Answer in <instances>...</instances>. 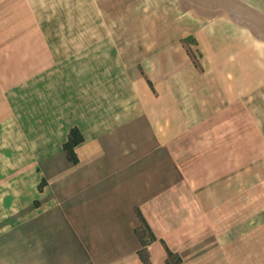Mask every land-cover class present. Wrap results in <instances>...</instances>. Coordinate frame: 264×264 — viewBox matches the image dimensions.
I'll return each instance as SVG.
<instances>
[{"label":"crops","instance_id":"obj_1","mask_svg":"<svg viewBox=\"0 0 264 264\" xmlns=\"http://www.w3.org/2000/svg\"><path fill=\"white\" fill-rule=\"evenodd\" d=\"M142 250L264 264V0H0V264Z\"/></svg>","mask_w":264,"mask_h":264},{"label":"trees","instance_id":"obj_2","mask_svg":"<svg viewBox=\"0 0 264 264\" xmlns=\"http://www.w3.org/2000/svg\"><path fill=\"white\" fill-rule=\"evenodd\" d=\"M82 140L79 132L77 130H72L70 133V137L68 139V141L65 143L64 145V150L66 151V153L68 154V157L72 160L75 161V156L73 153V148L75 147V145H77L78 143H80ZM143 245L146 243L145 241H142ZM140 258L141 260L144 262V264H148L147 261V257L144 253V251L142 250L140 253Z\"/></svg>","mask_w":264,"mask_h":264}]
</instances>
